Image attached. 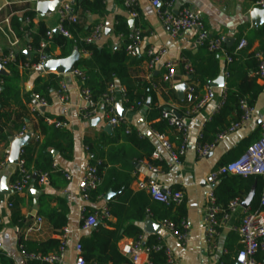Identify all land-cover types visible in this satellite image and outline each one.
Returning a JSON list of instances; mask_svg holds the SVG:
<instances>
[{
  "label": "trees",
  "instance_id": "trees-1",
  "mask_svg": "<svg viewBox=\"0 0 264 264\" xmlns=\"http://www.w3.org/2000/svg\"><path fill=\"white\" fill-rule=\"evenodd\" d=\"M103 6V0H85L78 5H74L72 7L73 13L80 15L77 16V22H64L62 24L63 29L71 35L70 39L53 33L51 39L48 40L46 34L49 30L42 22H39L36 28L31 23L21 26L25 18L30 20L33 18L35 13L32 10L25 12L21 18H11L10 27L16 38L24 42L33 51L30 58H27L22 52L17 53L14 62L7 67L9 76H0L3 81V90L0 94L2 105L9 107V96L5 94L6 90H13L15 97L18 95V89L14 86V83L19 65L26 61L31 64L36 63L39 58L36 51L39 50L41 43H47V46L41 52L52 59L67 58L75 50L80 53L73 70L82 72L85 78L83 87L90 91L94 102L102 97L109 85L123 88L124 108L134 112L143 111L144 119L150 130L159 135L167 136L171 143L179 146V134L175 133L174 128L168 126L167 120L162 118V113L165 111L164 107L157 105L156 94L152 89V85L157 83V78L150 71L148 81L134 78L131 75L130 68L133 65L147 64L148 61L146 57L141 56L132 58L125 51L127 45L133 42L134 34L139 32L138 27L135 25L134 31L131 32L125 20L117 17L113 26V34L119 40L121 37L122 42L116 49L110 43L96 45L84 42V39L95 26L94 23L88 24L84 15L99 12L103 9ZM25 35L30 38L28 43L25 42ZM139 36L143 38L140 32ZM240 39L241 36L238 35L237 43ZM245 39L247 48L238 55H233L237 43L231 48L223 45L226 56L231 59L224 68V101L215 116L204 124L197 141L198 145L213 144L220 134L240 121L242 116L240 102L245 100L250 107H254L263 91V85L261 84L263 80L257 74L259 62L254 57V53L249 51L255 41L259 42L260 47L264 45V23L250 30ZM55 50L59 51L57 55L53 54ZM218 54L208 52L206 47H202L201 56L191 66L192 73L188 75L189 83L193 86L197 85L194 88V93L218 77L220 73ZM183 66L184 63L181 64L182 75L185 73ZM58 82L59 78L52 73L47 74L45 77L37 76L32 83L30 93H27L25 97L27 99L29 94H38L49 102L50 93L57 88ZM170 94L176 100L173 89H170ZM147 101H149V107H146ZM177 102L182 107V109H179L178 114L181 118H185L187 108H191L197 101L194 99L188 103L184 99ZM8 116L9 119L0 125V142L14 137L16 132L22 127H26L25 118L20 119V117L11 120V125L8 127L7 123L12 114L8 112ZM33 116L36 119L37 126H34L32 131L38 139L33 138L30 143L24 146L21 158L24 160V168L31 176H35L32 183L37 187L39 173L51 172V166L54 162L52 151L57 152L64 160L72 158L73 139L67 129L47 125L45 122L47 116L41 115L40 112L33 114ZM52 120L62 121L60 119ZM128 129L129 132L126 133V126L120 125L113 128V133L110 136L102 132L101 137L96 140L84 139L83 144L89 156V165L96 168V174L100 181L96 190L89 195L90 202L101 200L109 191L115 194L106 203L110 215L115 219V223L100 222L90 231L88 236L80 239L82 254L86 262L129 264L128 260L119 253L117 244L123 237L135 240L142 236V230L137 224L145 220L148 215L153 220L169 221L177 228L185 222L184 201L179 206L166 207L152 201L144 191H132L130 189L131 174L135 171L136 165L148 162L156 166L158 162H153L151 159L155 148L153 141L147 137L139 136V131L129 125ZM257 139L258 137L244 140L240 144V148L245 151ZM235 159L222 158L218 168ZM17 180L18 176L14 170L10 177V184L17 182ZM262 188L263 183L260 177L227 175L218 180L213 194L216 204L224 208L231 201L243 202L252 194L247 210L249 212H259L264 211V208L260 206ZM13 199V197L10 198L11 219L17 222L20 220L18 204ZM51 202H56V205L50 207ZM38 206L37 218L44 219L58 235L67 225V210L64 203L44 195L40 198ZM92 212V208H87L84 214L85 217ZM232 238L235 240V236H232ZM158 241L160 240L156 236L151 235L147 237L146 245H153ZM58 247L59 241L56 239H48L40 243H32L23 239L19 241V250L27 255L39 254L45 256L55 252ZM262 258H264V254L258 253L257 259ZM150 260L154 263L161 261L160 256L156 254H150ZM222 260L224 264H234V256L227 255ZM27 262L28 264H47L30 260H27ZM0 264H13V262L0 253Z\"/></svg>",
  "mask_w": 264,
  "mask_h": 264
},
{
  "label": "crops",
  "instance_id": "crops-1",
  "mask_svg": "<svg viewBox=\"0 0 264 264\" xmlns=\"http://www.w3.org/2000/svg\"><path fill=\"white\" fill-rule=\"evenodd\" d=\"M82 1L85 0H67L71 7L78 5ZM136 1L138 17L135 19H131L128 16L122 6L121 0H103L104 6L101 11L93 14H86L84 16L87 18L88 24L94 23L95 26L98 24L103 26V43H110L115 49L119 47L121 42L114 36L113 26L116 23V18L120 17L125 20L131 32L134 31L136 25L138 31L143 35V38H141L142 43L139 46L138 57L141 56L145 58V50L148 48L166 50V54L160 59L159 63L151 72L154 77L157 78L156 88L152 89L156 94L157 105L159 107L162 106L165 110H173L178 114L179 109H182V107L177 102L181 101L178 100L174 88L176 85L183 84L181 64L188 62L192 66L197 58L201 56L203 46L198 44L197 33L195 31H188L176 38H171L168 28L158 20L156 10L150 5L149 0ZM171 1L173 2L175 12L183 8L199 12L208 35L211 38H222L223 40L233 39L234 43L232 47L236 45L238 35L241 36V38H245L246 34L253 29L250 14L254 10L253 6L257 0ZM29 10H32L35 13V4L31 3L30 0H0V29H2L0 30V46L3 49L8 47L7 38L4 35V33H7V27L4 24V21L6 19H9L10 21L13 17L21 18V16ZM75 14L77 16L79 15L78 13ZM39 22H42L49 31H54L58 24V18L56 14L39 17L35 13L31 24L36 28ZM21 26H25L24 20ZM106 30H109L107 35H105ZM25 42L27 41L25 40ZM26 47L27 45L24 42L19 41L16 47L17 53H24ZM262 48L263 46L260 47L259 42L255 41L249 52L255 53ZM73 52H77V56L79 57L80 53L78 51L75 50ZM58 53L59 51L55 50L53 54L57 55ZM30 56L31 52H29V55L26 57L30 58ZM218 57L220 68L218 77H223V87H211L214 93L212 100L206 103L190 118L180 117L184 120L187 126V141L186 154L181 159L179 166H170L169 156L161 148L158 142L151 138L149 125L144 119L143 111L134 112L125 109L123 96L119 92L115 93V109L117 114L120 116V112L123 111L124 116H122V118L126 123L139 132H143L145 137L151 139L155 146L154 150L160 155L161 160L159 161L151 158L153 162H158V165L156 166L162 170V174L156 177L157 182L164 187L180 190L183 193V201L186 210L185 223L189 227V237L185 244L178 242L168 230L161 227V221L153 220L149 215L145 220L137 224L142 230L141 237H143L144 243L146 244L148 236H156L162 243L168 245L172 249L177 259V264H213L216 260L223 259L224 256H235L234 254H236L237 250L241 248L239 238L232 230L233 227L237 226L240 222L241 213L238 211L231 217L229 222L219 229L216 238L217 250L213 256L208 255L202 226L206 192L210 187L206 184L205 179L210 172L218 168V164L221 162L222 158H238V156L244 152L243 149L240 148V144L244 140L259 137L260 126L264 122V81L261 82L263 85V91L254 104L252 118L246 124L228 134L223 140H219L215 144L213 150L205 158H199L197 156V141L200 132L204 124L209 122L218 112L217 107L219 106L224 93V68L227 64V56L225 52H223L218 54ZM166 60L172 61L177 66L178 74L173 87L160 84V78L164 71L163 62ZM130 71L134 78L145 79L148 81L150 72L147 69L146 63L133 65L130 68ZM5 72L6 74L3 76H9L7 69ZM37 76L45 77L46 75L29 74L18 69L17 78L14 83V86L18 89V95L15 97V92L13 90H6L5 94L9 96V107H4L0 101V125L5 120L9 119L8 112H10L12 116L7 123L8 127L11 125V120H16L18 117H20V119L25 118L24 123L26 124L27 130L33 134L32 128L37 126V122L33 114L28 110L32 94H29L27 99L25 95L30 93L32 83ZM58 78L61 79L62 77ZM63 79H65L70 95L69 104L61 105L54 103L52 91L50 93L49 105L44 109H40L39 112L41 115L47 116L48 118L60 119L68 123V127L65 129L71 133L73 139L72 158L70 160H64L55 151H52V156L54 159L53 164H55L61 171L70 174L72 176L71 180H65L61 172L52 170L51 168L46 185L39 186V184H37V187H35L33 183H31L22 193L12 194L9 191V185L10 177L15 170V166L9 164L8 160L11 154V148L17 140H13L14 137H12L6 141L0 142V164H4L0 167V253L12 260L13 264H28L27 260L21 255L19 250V241L21 239L32 243L45 242L48 239L57 240L58 235H56L53 228L44 219H42L41 230L39 232L25 233V229L34 223L37 218L39 200L44 195L58 199L66 206L67 225L64 228L69 230V237L65 252V264H73L75 257L74 247L76 243H80V239L84 236H88L91 231L84 233L78 232V228L81 224V208L86 206V208L94 209L97 206L107 203L104 201V197L97 202L89 201L88 203H84L79 197L77 188L78 179L82 176L87 166H89V156L83 144L84 139L89 138L90 140H96L100 138L102 132L106 133L104 128L107 126V123L102 115V110H100L96 116L91 118L97 119V122L90 124L89 120H83L78 112V109L82 104V99L79 93V83L76 79L71 77H63ZM2 86H0V94L3 90ZM196 86H194V88ZM204 86L202 89H198L193 93L194 99L197 102L205 94ZM170 89L174 90L176 100H174L170 94ZM185 96L186 92H184L183 99ZM188 109L190 108H187V110ZM178 116L180 115L178 114ZM30 133L25 145L30 143L33 139ZM112 133L113 128L109 134H106L110 136ZM144 176H146V172L142 164L136 165L135 171L131 174L132 181L130 183V189L132 191H140L136 189L134 182L137 177L142 178ZM148 177L155 178V176L150 174ZM32 191H37L39 193L33 195ZM114 195L115 194L113 193L112 197H114ZM11 197H13V200L18 204L20 220L17 222H14L11 219ZM34 204H36V209L33 207ZM55 205L56 202L50 203V207H54ZM148 221L160 226L157 233L152 234L145 231V224ZM107 222L114 224L115 219L111 216V219ZM232 236H235V240ZM132 240L133 239L123 237L117 244L119 253L121 245ZM224 252L226 253L224 254Z\"/></svg>",
  "mask_w": 264,
  "mask_h": 264
},
{
  "label": "built area",
  "instance_id": "built-area-1",
  "mask_svg": "<svg viewBox=\"0 0 264 264\" xmlns=\"http://www.w3.org/2000/svg\"><path fill=\"white\" fill-rule=\"evenodd\" d=\"M52 1L54 0H30V2L33 4ZM121 1L122 6L128 16L131 19L137 18V1ZM149 3L156 10L158 20L168 28L171 38H176L188 31H195L197 33L198 44L200 46L206 47L208 52L219 54L224 52V40L222 38H211L208 35L199 12L188 8H183L175 12L173 8V2L171 0H149ZM253 7L254 9L264 10V0H257ZM55 14L58 18V24L56 27L58 34L70 39L71 35L63 29L62 24L64 22H77L78 17L73 13L71 5L67 1L60 3ZM31 22L32 19L30 20L25 18L24 20L25 25H28ZM4 24L7 27V33H4V35L7 38L8 47L3 49L0 46V66L6 70L7 67L14 62L17 56L16 47L19 43V40L16 38L15 33L10 28L9 19H6ZM52 34L53 31L47 32L46 37L48 40L51 39ZM133 39V42L127 45L125 51L128 56L135 58L139 56V46L142 43L139 32L134 34ZM25 40L27 43L30 41L28 35H25ZM103 40L104 28L102 25L98 24L94 26L91 33L84 39V42L87 44L99 45L103 43ZM119 41L122 42L121 37ZM46 46L47 43L40 44L39 50L36 51L39 55L38 61L36 63L31 64L26 61L23 64H20L18 69L29 74H49L50 72H45L44 70L47 57L41 52V50H43ZM246 48L247 41L245 38H241L234 49L233 55H238ZM26 51L29 53L33 50L27 46ZM165 54V49H146L145 57L148 59L146 64L147 69L152 72ZM254 57L259 62L257 74L259 78L264 81V45L260 51L254 53ZM230 61V57H226V62L229 63ZM183 69L185 73L182 75V83L186 86V96L184 99L190 103L194 100V86L189 83L188 78V75L192 73L191 65L188 62H184ZM163 70L164 71L160 78V84L173 87L178 74L176 64L170 60H166L163 62ZM52 74L62 77L59 79L57 88L53 91L54 103L61 105L69 104L70 95L67 84L63 77L74 78L79 83V93L82 99V104L79 107L78 112L83 120H90L96 116L100 110H102V115L104 116L107 125H109L111 129L120 125H124L126 126L125 132H129L128 124L117 114L115 109V93L119 92L123 96V88H117L114 85H109L102 97L97 102H94L91 98L90 91L83 87L85 78L81 71L73 70L68 75H57L55 73ZM2 85L3 81L0 79V86ZM152 88L155 89L156 84H153ZM204 91L205 94L203 97L187 110L186 118H190L206 103L213 99V89L209 85L204 86ZM224 94L225 93H223L222 100L217 107V111H219L223 104ZM48 105L49 102H47V100H45L43 97L38 94H32V99L28 105V110L31 114H35L39 112L40 109L46 108ZM240 110L242 111L240 121L231 125L225 132L220 134L213 144L203 146L197 145V156L199 158H205L213 150L215 144L219 140H223L228 134L234 132L252 118L254 111L253 107H250L245 100L240 102ZM162 118L167 120L168 126L174 128L175 133L179 134V146H175L173 143H171L167 136L159 135L149 129L150 136L153 140L158 142L161 148L169 156V165L179 166L181 159L186 154L187 126L184 120L179 118L178 114L173 110H165L162 113ZM45 122L47 125H52L55 128L68 127V123L64 121H55L47 118ZM29 133L30 132L27 130V127H22L14 135L13 140H20L25 137L28 138ZM138 135L145 137L143 132H138ZM31 137L38 139V137H35L33 134H31ZM23 148L24 146L20 148L18 161L14 165L18 180L17 182L9 185V191L12 194L22 193L29 187L33 180V176H31V174L24 168V160L21 158L23 155ZM151 158L158 161L161 160L160 155L155 150L153 151ZM141 164L145 169L146 176L142 178H136L134 182L136 189L145 191L152 201L160 203L166 207L179 206L184 199L183 193L180 190L164 187L157 182L156 177L162 174V170L158 166H154L148 162H142ZM3 165V163L0 164V167ZM51 168L52 170L61 172L65 180H71L72 176L58 169L55 164H52ZM149 174L155 176V178L148 177ZM48 175L49 173L47 172L39 173V186H44L47 184ZM227 175L260 177L263 183L260 196V206L264 208V122L260 126L259 137L256 141L250 144L238 158L210 172L206 177L205 182L210 187L206 192V201L202 217V226L204 230L207 253L209 256H213L217 250L216 238L218 236L219 229L229 222L234 214L240 211V222L232 229L237 234L239 243L241 245V248L234 256V264H264V258L257 259L258 253L264 254V211L249 212L247 208L242 207V202H239L238 200L231 201L225 208L216 204V199L213 194L214 185L222 176ZM99 183L100 181L96 174V168L90 165L87 166L82 176L78 179L77 185L79 197L84 203H88L90 201L89 195L92 191L96 190V188L99 186ZM86 209V206L81 208V224L78 228L79 233L88 232L92 230L98 223L107 222L111 219V215L106 204L95 207L93 212L85 217L84 214ZM41 224L42 219L36 218L34 223L25 229V233L29 234L32 232H39L41 230ZM160 226L168 230L178 242L182 244L186 243L189 237V227L185 222L181 223L179 228L175 227L169 221H161ZM68 237L69 230L67 228H63L57 236V240L59 241L58 249L55 252L45 256H41L39 254L27 255L22 250H20V253L26 260L30 261H40L47 264H65L64 259ZM74 251L75 257L73 264H99L94 261L86 262L82 254L81 244L79 242L76 243ZM120 253L128 260L129 264H177V259L172 249L168 245L162 243L161 241H158V243L153 245H146L144 243L143 237L141 236L135 240L122 244L120 247ZM225 253L226 252H224V254ZM150 254H156L160 256L161 261L159 263L152 262V260H150ZM213 264H224V262L222 259H220L216 260Z\"/></svg>",
  "mask_w": 264,
  "mask_h": 264
},
{
  "label": "water",
  "instance_id": "water-1",
  "mask_svg": "<svg viewBox=\"0 0 264 264\" xmlns=\"http://www.w3.org/2000/svg\"><path fill=\"white\" fill-rule=\"evenodd\" d=\"M67 1V0H54L52 2H40L35 4V13L39 17H43L44 15H51L55 14L56 10L59 6L60 3ZM251 23L252 27L256 28L264 23V10H259V9H254L251 14ZM55 35H58V30L55 29L53 31ZM109 33V30L105 31V35ZM223 43L226 45L227 48L232 47L234 40L233 39H225ZM24 55H29L27 51L24 52ZM78 59L77 52H73L69 57L64 58V59H52L51 57H47L46 64L44 66L45 72H50V73H55L57 75H68L73 71V66ZM6 72L5 70L0 66V75L3 76L5 75ZM210 87H215V88H222L223 87V77H218L216 80L211 81L208 83ZM178 100L182 101L183 100V95L186 90V86L183 84L176 85L174 88ZM146 107H149V101L146 102ZM124 116V112H120V117ZM180 118V116H178ZM97 122V119H91L89 120L90 124H93ZM104 131L106 133H110L111 127L107 125L104 128ZM27 141V137L17 140L14 142L12 148H11V154L9 156L8 163L15 165L18 161V156H19V150L22 146L25 145ZM33 179H35V176H33ZM33 195H37L39 192L37 191H32ZM113 196V193L111 191L107 192V194L104 196V201L109 202L111 197ZM252 198V194H250L243 202H242V207L247 208L249 205V202ZM34 209H36V204H34ZM160 226L157 224H154L153 222H146L145 224V231L147 233H152L155 234L159 230Z\"/></svg>",
  "mask_w": 264,
  "mask_h": 264
}]
</instances>
